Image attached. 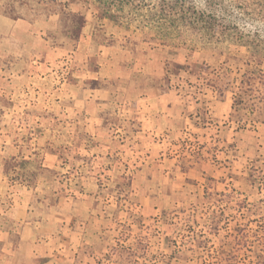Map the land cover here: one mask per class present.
I'll use <instances>...</instances> for the list:
<instances>
[{"label": "crops", "instance_id": "1", "mask_svg": "<svg viewBox=\"0 0 264 264\" xmlns=\"http://www.w3.org/2000/svg\"><path fill=\"white\" fill-rule=\"evenodd\" d=\"M104 3L0 13V264H119L110 250L162 234L207 189H250L264 167V117L233 109L240 82L219 94L217 76L190 72L217 61L164 39L152 11ZM64 12L84 21L73 50Z\"/></svg>", "mask_w": 264, "mask_h": 264}, {"label": "rangeland", "instance_id": "2", "mask_svg": "<svg viewBox=\"0 0 264 264\" xmlns=\"http://www.w3.org/2000/svg\"><path fill=\"white\" fill-rule=\"evenodd\" d=\"M134 1L138 5L146 6L145 11L155 14L153 19L148 18L150 26L160 27L162 30L167 27L162 31L166 36H163L164 39L168 38L169 42H179L186 48L196 50L195 61H212V64L217 61V64L211 65L212 68L206 63H199L190 70L194 74H212L217 70L218 74H225V82L229 81L230 84V78L233 76L234 84H237L246 71L244 62L249 55L256 53L260 58H264V0ZM162 10L164 14L168 10L169 22L172 19L178 20L176 29L168 27V21L159 22ZM156 31L157 29L154 30L155 33ZM260 68L264 72V62ZM236 80L238 81L235 82ZM237 87L239 88V84ZM236 179L242 181V177ZM206 184L207 187H216L215 183ZM262 190L259 192L253 186L247 189L238 185L234 188L218 186V191L207 189L203 198L193 196L183 213L176 211L178 215L174 217L173 211L168 212V222L162 234H154L151 230L148 236L139 237L133 248L110 251L119 253V264H220L221 256L229 254V250L235 246L231 238L235 221H226L230 215H235L231 208L235 202L242 200H247L250 204L264 201V186ZM217 193L226 195L224 199L221 197L223 201L218 203L216 200L220 197ZM262 207L264 208V203ZM220 208L224 213L223 222L218 230H213V222L217 220ZM244 214V219L238 216L239 222L248 217L253 219V216H248L246 212ZM253 228L256 226L253 225ZM237 248L238 246L234 252ZM237 256L239 258L236 264L255 262V256L248 248L239 249Z\"/></svg>", "mask_w": 264, "mask_h": 264}, {"label": "trees", "instance_id": "3", "mask_svg": "<svg viewBox=\"0 0 264 264\" xmlns=\"http://www.w3.org/2000/svg\"><path fill=\"white\" fill-rule=\"evenodd\" d=\"M104 1L105 3L103 4V6L106 7L107 10H111L112 7H115L116 11H124L125 7H129L133 10H144L146 8V6L144 5L136 4L134 0ZM21 5L22 0H5V2L0 5V13L13 19L23 17L42 18L40 12L33 11L27 13L26 10L22 9ZM168 17V10L166 11V14H164V11L162 10L160 12L159 22L164 23V21H168V27L176 29V27H178V20L172 19V21L170 20L169 22ZM139 21H143V19L141 18L139 19ZM83 23V19L78 14L64 12L60 17L59 25H61L62 32L67 36L68 39L66 46L71 50L75 48L78 32L79 29L82 27ZM148 25L150 26V22H148ZM48 39L53 44V46L62 44V42H59L60 36H57L54 29L53 35H51L49 31ZM107 43L112 44L111 41H107ZM260 57L261 56H257L256 53L253 55L251 54L244 62V65L247 68L245 73L241 76L239 88L237 94H235L233 101V109H236L239 106H243L248 110L255 112L256 120H261L264 117V88H262L264 87V72L260 68L262 63L264 62V58ZM177 67L180 68V66ZM218 73L219 72L215 70L212 74L217 76L216 89L219 94H222L225 90L230 87V84L229 81L225 82V76H223L225 74L220 75ZM222 80H224V82ZM248 181L252 186L263 187L264 167L261 169H252L249 173ZM217 196L220 197L218 200H216L217 202L223 201L224 197H226V195L222 193H218ZM221 197H223V199ZM231 198L232 197H230V199ZM227 199H229V197H227ZM263 203L264 201L262 200L258 201L257 204H250L245 200L234 203V206L231 209L232 212L235 213V215H230L229 219L226 221H235V224L232 229L233 235H231V238L234 240L235 246H233L229 250V254L221 256V258L219 259L220 264H236L239 258L237 256L238 251L242 248H248V250H251V253L254 254L255 262H253V264H264V208L262 207ZM244 212H246L248 216H253V219L248 217L245 219L246 222L245 220L243 222H239L238 216L240 217V219H244ZM260 212H263V214H260ZM223 217L224 213L221 212L217 216V220L213 222V230H218L220 223L223 222ZM253 225L256 226V228H253ZM237 246L238 250L234 252V249Z\"/></svg>", "mask_w": 264, "mask_h": 264}]
</instances>
